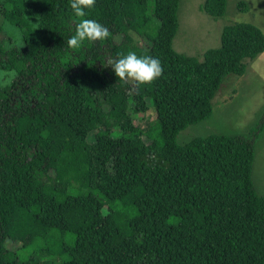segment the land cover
Segmentation results:
<instances>
[{
    "label": "trees",
    "instance_id": "16d2710c",
    "mask_svg": "<svg viewBox=\"0 0 264 264\" xmlns=\"http://www.w3.org/2000/svg\"><path fill=\"white\" fill-rule=\"evenodd\" d=\"M226 3L200 9L217 18ZM178 4L95 0L86 16L108 36L69 49L70 0H0V68L14 71L0 86V264H264V195L252 180L264 109L245 135L176 141L211 116L223 79L244 73L264 34L234 22L201 59L177 52ZM129 50L157 57L161 75L116 77L109 63ZM149 105L142 129L134 119ZM97 150L109 154L94 166Z\"/></svg>",
    "mask_w": 264,
    "mask_h": 264
},
{
    "label": "rangeland",
    "instance_id": "374dc122",
    "mask_svg": "<svg viewBox=\"0 0 264 264\" xmlns=\"http://www.w3.org/2000/svg\"><path fill=\"white\" fill-rule=\"evenodd\" d=\"M204 0H179L177 17L178 28L172 40V47L180 53L202 58V53L220 43V33L225 25L234 22H249L258 26L264 34V0H243L247 10L236 7L239 0H227L225 13L214 18L200 9ZM13 44L22 47L20 32L12 26H5ZM135 39L138 36L133 35ZM245 71L241 75L230 73L222 81L212 98V114L209 118L191 124L176 136L178 143H184L196 136L211 133L245 135L257 121L264 109V51L253 58L244 60ZM14 77L13 70L0 68V86L7 85ZM153 107L145 108L134 119L142 129L151 125L154 120ZM127 117L120 123L125 124ZM252 165V180L256 190L264 195V129L258 136ZM108 151L97 150L96 157H107ZM19 243L12 244L18 248ZM57 260V259H55Z\"/></svg>",
    "mask_w": 264,
    "mask_h": 264
},
{
    "label": "clouds",
    "instance_id": "9594fccd",
    "mask_svg": "<svg viewBox=\"0 0 264 264\" xmlns=\"http://www.w3.org/2000/svg\"><path fill=\"white\" fill-rule=\"evenodd\" d=\"M94 2L95 0H70V8L78 22L73 34L67 39L69 49H78L85 41L104 40L108 36V29L104 25L86 16V10L91 8ZM109 64L116 77L122 81L134 80L138 85L150 83L158 78L162 71L157 57L138 55L131 50L118 54V58Z\"/></svg>",
    "mask_w": 264,
    "mask_h": 264
}]
</instances>
